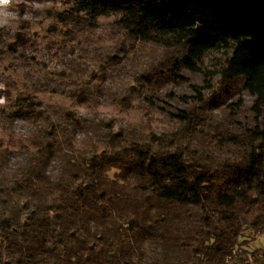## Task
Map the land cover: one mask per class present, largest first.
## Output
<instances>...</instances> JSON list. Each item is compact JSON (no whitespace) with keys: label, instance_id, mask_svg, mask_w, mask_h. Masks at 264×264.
I'll use <instances>...</instances> for the list:
<instances>
[{"label":"trees","instance_id":"trees-1","mask_svg":"<svg viewBox=\"0 0 264 264\" xmlns=\"http://www.w3.org/2000/svg\"><path fill=\"white\" fill-rule=\"evenodd\" d=\"M55 1L63 8L50 16L65 38L53 44L88 42L99 19L112 17L128 45L163 49L160 73H202V88L218 101L245 92L253 118L241 130L215 125L209 114L218 103L194 86L193 103L182 108L138 103L147 133L115 128L114 116L97 111L104 87L91 83L104 67L96 75L84 63L46 69L15 96L7 89L0 264H264V250L245 247L264 233V0ZM125 49L110 48L109 62ZM158 69L135 80L155 86ZM39 92L71 103H43ZM122 96L109 97L118 111L132 107ZM81 105L91 118L77 114ZM227 106L235 116L241 99ZM154 111L170 131L152 129ZM16 121L28 129L14 130Z\"/></svg>","mask_w":264,"mask_h":264},{"label":"rangeland","instance_id":"rangeland-1","mask_svg":"<svg viewBox=\"0 0 264 264\" xmlns=\"http://www.w3.org/2000/svg\"><path fill=\"white\" fill-rule=\"evenodd\" d=\"M61 8L63 5L55 0H11L4 9L12 15L4 17L6 22L0 25V100L3 101L0 105L6 103L7 95L4 92L7 89L10 90L11 96H15L22 92L23 84L30 85V81L42 75L44 70L64 69L72 63L79 65L84 63L87 72L91 69L96 75L99 74L100 66L104 67V77L102 79L95 77L91 83H98L104 87V93L99 100L101 104L97 107V111L100 116H114L115 128L119 126L126 129L133 128L147 133L149 129L145 123L143 111L137 109L138 103H157L160 107L182 108L185 103H193L197 94L194 86L206 100L218 103L209 114L215 125L226 126L230 130H241L251 123L253 98L250 95L239 90L228 96L226 100L218 101L216 95H213V90L202 88L204 85L202 73H192L181 69L180 75L183 76L181 80H175L169 75H164L163 72L160 73L157 65L164 62L163 49L150 43L136 42L132 46L128 45V41L124 42L120 32L112 25V17L99 19V25L95 28L93 35H88V42L72 38L66 41L67 44L64 47L53 44L61 43L60 41L65 38L61 33L59 34L61 26L50 16V11ZM18 35H23L25 39L19 40ZM121 45H124L125 51L118 52L116 62L110 61V63L106 53L110 48L121 47ZM209 62L207 59L205 65ZM155 68L158 71L154 72L161 75L159 78L154 77L158 83L155 86L139 85L135 77L150 73ZM29 74L33 76L27 77ZM7 81H13L14 85L7 88ZM217 87L215 84V88ZM37 94L43 103L57 105L71 103L68 96L58 92ZM111 94L123 95L122 97H126L128 103H132V107L118 111L111 104L109 98ZM239 99L242 106L233 116L234 112L227 105ZM76 111L81 117H92V112L82 105L78 106ZM148 119L152 129L160 134L171 129L172 124L159 111L149 113ZM13 125L14 130L19 133L25 132L29 127L28 123L23 121H16ZM1 127L0 119V137L6 139L7 134ZM245 247L249 252L257 249L264 250V233L250 239Z\"/></svg>","mask_w":264,"mask_h":264},{"label":"clouds","instance_id":"clouds-1","mask_svg":"<svg viewBox=\"0 0 264 264\" xmlns=\"http://www.w3.org/2000/svg\"><path fill=\"white\" fill-rule=\"evenodd\" d=\"M11 3V0H0V25L4 24L6 21L4 17L11 16L12 14L7 13L4 9ZM3 101L0 100V103Z\"/></svg>","mask_w":264,"mask_h":264}]
</instances>
